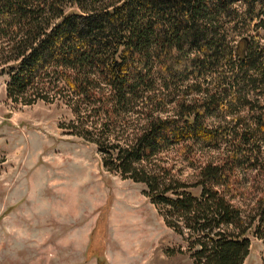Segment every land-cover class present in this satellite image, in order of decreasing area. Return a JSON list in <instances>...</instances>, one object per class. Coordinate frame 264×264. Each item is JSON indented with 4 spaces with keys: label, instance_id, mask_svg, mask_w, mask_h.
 <instances>
[{
    "label": "trees",
    "instance_id": "1",
    "mask_svg": "<svg viewBox=\"0 0 264 264\" xmlns=\"http://www.w3.org/2000/svg\"><path fill=\"white\" fill-rule=\"evenodd\" d=\"M261 29L264 0H0L5 94L64 104L58 126L144 184L163 223L187 231L194 264H242L248 230L264 264ZM191 142L222 156L188 183L158 155L188 156ZM239 169L253 172L246 208L232 200Z\"/></svg>",
    "mask_w": 264,
    "mask_h": 264
},
{
    "label": "rangeland",
    "instance_id": "2",
    "mask_svg": "<svg viewBox=\"0 0 264 264\" xmlns=\"http://www.w3.org/2000/svg\"><path fill=\"white\" fill-rule=\"evenodd\" d=\"M256 40L264 45V29ZM6 78L0 69V264H194L187 231L163 223L144 184L106 170L93 144L58 126L70 116L64 104L11 101ZM190 151L159 162L189 183L196 165L222 156L194 142ZM242 172L232 200L246 208L253 172ZM245 236L242 264H262L261 240Z\"/></svg>",
    "mask_w": 264,
    "mask_h": 264
},
{
    "label": "bare ground",
    "instance_id": "3",
    "mask_svg": "<svg viewBox=\"0 0 264 264\" xmlns=\"http://www.w3.org/2000/svg\"><path fill=\"white\" fill-rule=\"evenodd\" d=\"M128 204V203H127Z\"/></svg>",
    "mask_w": 264,
    "mask_h": 264
}]
</instances>
